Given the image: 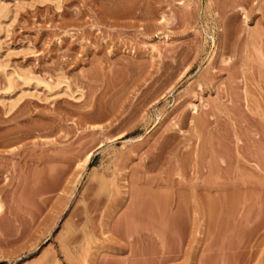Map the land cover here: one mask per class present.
Returning a JSON list of instances; mask_svg holds the SVG:
<instances>
[{
    "label": "rangeland",
    "instance_id": "374dc122",
    "mask_svg": "<svg viewBox=\"0 0 264 264\" xmlns=\"http://www.w3.org/2000/svg\"><path fill=\"white\" fill-rule=\"evenodd\" d=\"M57 1L0 0V264H264V0Z\"/></svg>",
    "mask_w": 264,
    "mask_h": 264
},
{
    "label": "bare ground",
    "instance_id": "6f19581e",
    "mask_svg": "<svg viewBox=\"0 0 264 264\" xmlns=\"http://www.w3.org/2000/svg\"><path fill=\"white\" fill-rule=\"evenodd\" d=\"M54 3H55V5H57L58 6V1L57 0H54ZM1 9V8H0ZM2 10V9H1ZM1 10H0V31L1 30H6V28H7V26H8V24H7V22L4 20L5 19V16L6 15H4L2 12H1ZM7 19V18H6ZM9 22H11V21H9ZM9 26H10V23H9ZM6 74V77H7V81H8V87L6 88V91H5V93H3V95H2V97L1 98H3V96H7V94H9V93H11L12 92V90H13V88H15L17 85H19L20 84V81L12 74V73H10V72H8V73H5ZM20 78V77H19ZM67 88V87H66ZM62 89H64L63 91H62ZM61 89V92H63V94H65V95H67V96H71L70 95V93H68L67 92V90L65 89V88H62ZM58 91V90H57ZM48 92V91H47ZM58 93V92H57ZM49 94V93H48ZM48 94H46V97H44V98H47L48 96H50V95H48ZM73 96V95H72ZM9 97V96H8ZM0 98V104H2L3 105V107H4V111H5V114H7L8 113V111L10 110V108H11V106H12V102L11 103H7L5 100H3L2 101V99ZM43 98V99H44ZM72 98H75V97H72ZM78 98V97H77ZM76 98V99H77ZM5 101V102H4ZM10 102V101H9Z\"/></svg>",
    "mask_w": 264,
    "mask_h": 264
}]
</instances>
